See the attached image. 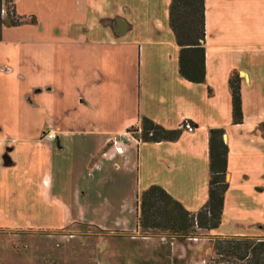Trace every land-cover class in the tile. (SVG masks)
<instances>
[{
	"label": "crops",
	"instance_id": "0c3cea01",
	"mask_svg": "<svg viewBox=\"0 0 264 264\" xmlns=\"http://www.w3.org/2000/svg\"><path fill=\"white\" fill-rule=\"evenodd\" d=\"M170 1L72 0L64 31L38 41L0 39V91L13 119H0L8 125L0 127V179L11 175L49 199L62 173V189L73 191L71 200L64 189L54 198L61 224L133 229L138 194L151 184L190 212L206 203L208 131L223 128L228 188L220 224L207 233L264 237V0H204L200 83L179 73ZM233 70L241 77L240 123L231 115ZM143 116L165 128L183 121L194 128L173 141H139L127 128ZM87 188L95 200L80 202Z\"/></svg>",
	"mask_w": 264,
	"mask_h": 264
},
{
	"label": "rangeland",
	"instance_id": "374dc122",
	"mask_svg": "<svg viewBox=\"0 0 264 264\" xmlns=\"http://www.w3.org/2000/svg\"><path fill=\"white\" fill-rule=\"evenodd\" d=\"M48 1L14 0L16 16L21 20L15 26H2L1 41H38L58 29L64 31L65 25L71 24L74 18L72 0L67 3L64 0L63 6L58 4L64 10L60 6H48ZM9 5L5 3V7ZM2 92L0 119L7 118L10 123L13 120L10 109L3 107L7 94L3 96ZM4 127L7 129L8 125ZM2 143L7 148L13 144L11 139ZM60 174L59 181L55 178L49 188V199L44 197L45 193L41 195L28 189L27 184H17L11 175L0 179V206L9 202L5 205L8 218L0 216V264H206L215 258L213 236L206 229L197 231L198 239L194 241L183 234L173 236L159 229L103 227L87 220L61 224L65 215L53 203L58 191L64 189ZM71 190L65 187L63 192L70 200ZM85 191L80 202L95 194L88 188ZM85 213L96 218L101 216L88 208ZM191 233L190 229L186 234Z\"/></svg>",
	"mask_w": 264,
	"mask_h": 264
},
{
	"label": "trees",
	"instance_id": "16d2710c",
	"mask_svg": "<svg viewBox=\"0 0 264 264\" xmlns=\"http://www.w3.org/2000/svg\"><path fill=\"white\" fill-rule=\"evenodd\" d=\"M5 3L10 4L5 7ZM5 11L6 18H4ZM21 18L16 16L14 0H0V39L2 26H15ZM169 25L179 46V73L188 81H204V0H171ZM241 77L233 70L228 78L231 94L233 123L242 121ZM139 141H173L180 137L183 129L165 128L148 117H141L139 126L127 128ZM208 199L196 212L184 208L159 184H151L137 197V224L141 231L166 230L175 235L192 236L197 233L195 223L210 230L220 224L226 181L228 146L223 139V128H209ZM191 229V234L186 233ZM215 258L206 264H264V237L214 236Z\"/></svg>",
	"mask_w": 264,
	"mask_h": 264
},
{
	"label": "built area",
	"instance_id": "2783aa9c",
	"mask_svg": "<svg viewBox=\"0 0 264 264\" xmlns=\"http://www.w3.org/2000/svg\"><path fill=\"white\" fill-rule=\"evenodd\" d=\"M2 13H5V11L2 10ZM178 127L183 130H190V131L194 128V126L188 121H183ZM195 229L197 231H200V228L197 226L196 223H195ZM197 236H198L197 233H194L192 236H189L188 238L195 241L198 239Z\"/></svg>",
	"mask_w": 264,
	"mask_h": 264
},
{
	"label": "flooded vegetation",
	"instance_id": "af4514ba",
	"mask_svg": "<svg viewBox=\"0 0 264 264\" xmlns=\"http://www.w3.org/2000/svg\"><path fill=\"white\" fill-rule=\"evenodd\" d=\"M37 91L39 92V91H40V89H39V88H36V89H35V92H37Z\"/></svg>",
	"mask_w": 264,
	"mask_h": 264
}]
</instances>
